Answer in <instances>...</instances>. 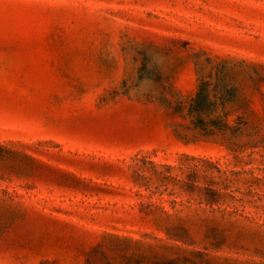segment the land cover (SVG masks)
<instances>
[{"label":"rangeland","instance_id":"1","mask_svg":"<svg viewBox=\"0 0 264 264\" xmlns=\"http://www.w3.org/2000/svg\"><path fill=\"white\" fill-rule=\"evenodd\" d=\"M0 264H264V0H0Z\"/></svg>","mask_w":264,"mask_h":264}]
</instances>
